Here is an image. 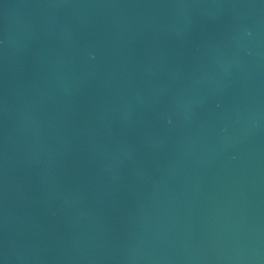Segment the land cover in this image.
Masks as SVG:
<instances>
[{
    "label": "water",
    "instance_id": "water-1",
    "mask_svg": "<svg viewBox=\"0 0 264 264\" xmlns=\"http://www.w3.org/2000/svg\"><path fill=\"white\" fill-rule=\"evenodd\" d=\"M0 264H264V0H0Z\"/></svg>",
    "mask_w": 264,
    "mask_h": 264
}]
</instances>
